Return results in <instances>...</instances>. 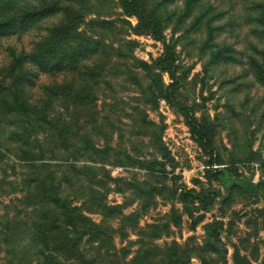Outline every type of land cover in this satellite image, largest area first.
Returning a JSON list of instances; mask_svg holds the SVG:
<instances>
[{
	"label": "rangeland",
	"instance_id": "1",
	"mask_svg": "<svg viewBox=\"0 0 264 264\" xmlns=\"http://www.w3.org/2000/svg\"><path fill=\"white\" fill-rule=\"evenodd\" d=\"M124 2L0 0V264H261L264 0Z\"/></svg>",
	"mask_w": 264,
	"mask_h": 264
},
{
	"label": "water",
	"instance_id": "2",
	"mask_svg": "<svg viewBox=\"0 0 264 264\" xmlns=\"http://www.w3.org/2000/svg\"><path fill=\"white\" fill-rule=\"evenodd\" d=\"M257 212L261 215V217L263 218V222H264V209H258ZM261 242L264 245V239ZM233 258H234L235 264H255L248 257L244 256L241 253L240 249H238L237 247L235 248ZM261 264H264V256H263Z\"/></svg>",
	"mask_w": 264,
	"mask_h": 264
},
{
	"label": "trees",
	"instance_id": "3",
	"mask_svg": "<svg viewBox=\"0 0 264 264\" xmlns=\"http://www.w3.org/2000/svg\"><path fill=\"white\" fill-rule=\"evenodd\" d=\"M132 4L128 3V0L124 2V8L126 9V11H128L130 14H132V10H131ZM10 24V23H9ZM8 24V25H9ZM6 24H2L0 25V31L3 29L2 26L4 27ZM1 34V32H0ZM250 187L253 188L254 190H259L260 188H264L263 184H250Z\"/></svg>",
	"mask_w": 264,
	"mask_h": 264
},
{
	"label": "clouds",
	"instance_id": "4",
	"mask_svg": "<svg viewBox=\"0 0 264 264\" xmlns=\"http://www.w3.org/2000/svg\"><path fill=\"white\" fill-rule=\"evenodd\" d=\"M251 27H256V25H252ZM245 31H247V29ZM259 46L262 47V48H264V44H261Z\"/></svg>",
	"mask_w": 264,
	"mask_h": 264
}]
</instances>
